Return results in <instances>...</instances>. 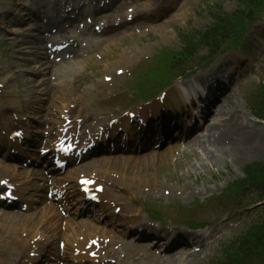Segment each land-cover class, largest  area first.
Wrapping results in <instances>:
<instances>
[{
	"label": "rangeland",
	"instance_id": "1",
	"mask_svg": "<svg viewBox=\"0 0 264 264\" xmlns=\"http://www.w3.org/2000/svg\"><path fill=\"white\" fill-rule=\"evenodd\" d=\"M196 4H198V1L197 0H194L192 2L191 6L194 7ZM236 8H237V4L235 2H233V1H229L225 5V9L228 12L234 11ZM196 22L199 25H201V26H205V25H207L209 23V19L205 15H203V16L197 17V20H195L193 23L196 24ZM177 23H179V24H186L187 25L186 15L184 17H182L181 19H179L177 21ZM254 87H255L254 85L249 86L247 88L246 92L247 93L251 92L254 89ZM245 130L248 131V133H249L250 136L251 135H254V132L250 128L246 127ZM241 132L242 131L239 130V132L237 134L234 133L233 136H228V134H227V136L229 137V139L231 138L233 140V143H232V145L230 147H233V148H237L238 147V145L240 144V142L236 143L235 139H236L237 136L240 135ZM255 135L258 136V138L260 139V142L259 143H256L254 140L251 139L252 137H250V139H249V136H248L247 140H251L252 143H250V145H248V146H244L243 145L242 148L243 149H246V150H249L248 151V154L249 153H252L253 154V158H256V159H252V160H258V159L264 160V132L255 129ZM241 160L242 159H240L237 163L238 164L243 163V162H241ZM248 161H250V160H248ZM246 162L243 163V165L246 164Z\"/></svg>",
	"mask_w": 264,
	"mask_h": 264
},
{
	"label": "bare ground",
	"instance_id": "2",
	"mask_svg": "<svg viewBox=\"0 0 264 264\" xmlns=\"http://www.w3.org/2000/svg\"><path fill=\"white\" fill-rule=\"evenodd\" d=\"M0 9H1V7H0ZM230 96V95H229ZM227 98H230V97H227ZM77 104H79V103H77ZM245 139H242L241 141L243 142ZM134 187V186H133ZM136 188V187H135ZM0 214H1V212H0ZM52 215H56V212H54V211H50V212H48L47 213V215H46V217H52ZM18 218H19V216H17V215H12V214H9L7 217L5 216V219H7V220H9V219H12V220H18ZM71 228H73L72 226L70 227V229ZM52 231H55V230H52ZM140 262H142V261H140Z\"/></svg>",
	"mask_w": 264,
	"mask_h": 264
}]
</instances>
